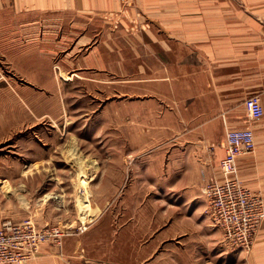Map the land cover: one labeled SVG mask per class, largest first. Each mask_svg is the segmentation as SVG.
Instances as JSON below:
<instances>
[{
    "label": "rangeland",
    "instance_id": "374dc122",
    "mask_svg": "<svg viewBox=\"0 0 264 264\" xmlns=\"http://www.w3.org/2000/svg\"><path fill=\"white\" fill-rule=\"evenodd\" d=\"M133 1L120 0L123 10L133 7ZM221 1H241L242 12L247 15L255 16V11L264 9V0ZM203 2L218 0L161 3ZM135 29L132 32L138 34ZM184 62L189 65L188 59ZM252 63L250 56L243 62L232 59L229 65L231 86L236 82L233 100L246 103L250 125L256 124L249 120L248 105L255 92L246 94L239 82L253 80ZM142 65L130 62L118 65L116 71L86 73L85 79L71 73L70 88L62 86L60 93L56 89L54 100L50 93L44 94L50 99L40 102L41 117H29L0 135V219L32 223L30 233L19 239L25 245L17 249L21 257L16 263L1 264H232L237 252H251L264 219L252 244L236 247L215 223L202 194L207 183L199 187L206 208L195 210L204 212L208 221L206 216L191 213L183 197H178L183 187L165 181L163 160L155 164L156 171L144 173L140 167V172L133 174L134 161L144 164L141 161L148 152L162 144L137 138L160 123L162 112H168L174 122L171 134L181 132L192 137V133L208 131L216 138L221 134V129L209 121L205 76H199L196 91L175 93L169 83L139 75ZM125 72H134V77L127 80ZM54 79L64 81L67 76L58 74ZM235 102L239 119L241 105ZM130 118L135 122L130 123ZM230 130L235 129L222 131L224 150ZM132 135L137 139L131 143ZM173 138L168 143L177 149L182 141ZM189 142L193 146L197 143ZM213 148L210 144L209 149ZM138 156L141 159L136 160ZM223 159L218 165L220 179L224 176L220 166ZM78 165L87 169L86 188L80 184ZM83 192L88 193L84 218L77 199ZM255 192L264 202V196Z\"/></svg>",
    "mask_w": 264,
    "mask_h": 264
},
{
    "label": "crops",
    "instance_id": "0c3cea01",
    "mask_svg": "<svg viewBox=\"0 0 264 264\" xmlns=\"http://www.w3.org/2000/svg\"><path fill=\"white\" fill-rule=\"evenodd\" d=\"M161 2L134 0L133 7L124 11L120 0H0V135L29 117H41L40 102L50 99L44 94L50 93L54 100L56 89L60 93L62 86L70 88L71 73L85 79L86 73L116 71L118 65L139 62L143 64L139 75L167 82L175 93L196 91L199 76H205L209 121L221 129L218 138L208 131L192 133V137L171 134L174 122L168 112H162L160 123L137 137L162 144L148 152L141 161L144 164L134 161L132 171L135 174L140 167L144 173L156 171L155 164L163 160L165 181L183 187L178 197H183L191 213L203 218L204 212L195 210L206 208L199 187L211 179L220 180L223 129H253L255 147L237 159V177L264 196V115L256 124L248 123L246 103L233 100L236 82L231 86L229 68L230 60L243 62L251 56L254 78L250 83L239 82V88L246 94L255 92L264 109V9L254 16L242 12L241 1ZM135 27L138 34L132 32ZM187 59L189 65L184 62ZM133 73L125 72L127 80ZM58 74L67 79L55 80ZM234 102L241 105L239 119ZM171 136L182 141L177 149L168 143ZM130 138L131 143L137 139ZM188 141L197 143L193 146ZM255 240L250 253H233L238 256L232 264H264V222Z\"/></svg>",
    "mask_w": 264,
    "mask_h": 264
},
{
    "label": "built area",
    "instance_id": "2783aa9c",
    "mask_svg": "<svg viewBox=\"0 0 264 264\" xmlns=\"http://www.w3.org/2000/svg\"><path fill=\"white\" fill-rule=\"evenodd\" d=\"M121 1L126 3L129 0ZM248 105L249 120L260 121L264 109L259 98L251 97ZM226 136L225 155L220 163L224 176L220 180H210L202 194L208 200L215 223L224 230L226 239L236 247L248 248L264 219V202L259 194L251 191L237 177L236 162L239 156L252 153L255 135L250 128H237L228 131ZM31 229V221L14 224L0 219V264L16 263L21 257L17 249L20 246L25 248L19 239Z\"/></svg>",
    "mask_w": 264,
    "mask_h": 264
},
{
    "label": "bare ground",
    "instance_id": "6f19581e",
    "mask_svg": "<svg viewBox=\"0 0 264 264\" xmlns=\"http://www.w3.org/2000/svg\"><path fill=\"white\" fill-rule=\"evenodd\" d=\"M77 156H78V154H77ZM78 169H79V173H80V176H81V182H80V184H81L82 188L83 187L86 188V185H87L86 184L87 183L86 179H88V176L85 175V172H86L85 170H87V169L83 168L82 165H78ZM87 195H88L87 192H83L81 194H78V197H77L79 209H80V212H81L83 218L86 215L85 214V210H86L87 201H88Z\"/></svg>",
    "mask_w": 264,
    "mask_h": 264
}]
</instances>
